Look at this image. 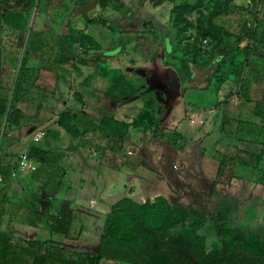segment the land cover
Returning <instances> with one entry per match:
<instances>
[{
    "label": "crops",
    "instance_id": "crops-1",
    "mask_svg": "<svg viewBox=\"0 0 264 264\" xmlns=\"http://www.w3.org/2000/svg\"><path fill=\"white\" fill-rule=\"evenodd\" d=\"M21 1L20 5L10 0L0 5V94L13 89L20 69V94L35 84L37 88L22 96L20 114L14 116L20 125L11 124L6 129L0 154L12 162L33 145L49 153L46 161L32 159L33 168L28 172L15 167L13 177L0 183V199H7L15 211L24 214L27 225H43L54 236L63 235L51 233L42 221H36L34 213H45L51 202H71L74 221L70 233L78 227L79 235H84L94 226L88 218L102 213L108 216L112 205L123 197L144 203L163 196L157 190L147 192V179L154 174L149 162L151 151L159 146L153 142V135L149 136L150 131L142 138L148 129L131 126L129 139L115 144L99 124L105 115L132 124L150 99L154 101L150 112L155 121L160 116L170 119L182 95L179 77L176 75V92L167 84L166 74L173 67L164 64L166 51L157 36H143L151 37L147 40L150 47L140 45L142 36H131L134 42L128 45L123 42L127 36L122 34L135 30L127 27L125 8L118 0ZM123 1L133 7L137 3ZM71 30L75 36H70ZM79 39L86 45L81 47ZM65 53L72 61L62 65L56 58ZM120 78L143 92L126 100L120 91L123 84L112 86ZM63 112L78 116L75 130L79 135L58 124ZM39 132L45 135L36 142L34 136ZM218 171L219 166L216 176ZM89 203L97 205L95 210L88 208L93 207Z\"/></svg>",
    "mask_w": 264,
    "mask_h": 264
},
{
    "label": "rangeland",
    "instance_id": "rangeland-1",
    "mask_svg": "<svg viewBox=\"0 0 264 264\" xmlns=\"http://www.w3.org/2000/svg\"><path fill=\"white\" fill-rule=\"evenodd\" d=\"M187 1L196 0H173V3L166 2L163 6L152 5L150 1L146 3L145 0H136L135 7H124L127 27L135 31L122 34L127 36L123 42L128 45L134 42L131 36H142L140 45L150 47L147 45L151 43L147 40H152L151 37L143 36L160 37L159 32L155 33L156 26L162 31L171 28L174 20L170 19V8L175 3L182 4ZM214 3L215 0H205L206 6L202 8L205 14L211 11ZM256 13L257 8L251 0H234L230 10L214 18L215 24L235 36L227 39L234 46L233 54L217 75L214 68H194L197 74L196 84L201 87L188 88L184 91V85L179 80L182 93L180 102L170 113V119H163L160 116L154 124L155 127L176 126L189 141L182 150L164 143L151 151L152 162H149L154 174L149 175L147 179V192L160 191L170 203L187 206L198 212L204 220L200 232L209 238L215 236L217 214L220 210L228 211L229 227L264 235V157L258 162L255 157L246 153L264 150L263 125L258 123L253 133L248 135L246 133L245 142L226 136L222 129L225 117L236 120L244 114L245 95L264 99V58L259 55L264 52V45L250 36ZM189 18L195 20L197 15H190ZM260 19L259 34L264 33V8ZM169 20L173 24L168 25ZM171 33L174 40L176 30L172 29ZM194 36H196L194 28H188L183 32L176 40V51L168 61L180 65L183 49L186 45L193 44ZM161 37L167 39V36ZM249 42L254 47L251 67L244 72L246 81L244 90L241 91V95H236L238 72L241 71L245 47ZM211 49L212 45H205L199 60L207 59ZM158 52H161L159 54L162 58L163 49L160 48ZM166 75L170 81L167 84L178 92L179 87L175 84L177 72L173 68ZM204 106L207 108H202ZM195 113L201 114L196 117V123H192L191 117ZM187 114L191 116L190 119L186 117ZM155 127L143 131L142 138H146L145 134L149 131V136L152 137ZM231 128L235 129L234 125ZM221 161L223 170L216 176ZM214 180L217 182L215 190ZM89 206H93L88 207L89 209L95 210L97 205L89 203ZM6 213L0 227L8 232L10 247L7 249L6 259L1 264H31L32 255L28 254L29 240L47 241L52 244L53 252H61L62 259L53 261L52 264H82L80 260L84 258V254L98 248L101 226L107 217L103 213L102 216L93 214L94 218H88L94 221L91 232L79 235L76 227L69 237H63L48 233L43 225H27L26 216L13 208L8 209ZM102 264L119 263L104 261Z\"/></svg>",
    "mask_w": 264,
    "mask_h": 264
},
{
    "label": "trees",
    "instance_id": "trees-1",
    "mask_svg": "<svg viewBox=\"0 0 264 264\" xmlns=\"http://www.w3.org/2000/svg\"><path fill=\"white\" fill-rule=\"evenodd\" d=\"M10 1H15V5L22 3L21 0ZM150 1H154L156 6H163L166 2L173 3V0ZM233 1L215 0L208 14L202 10L206 6L205 0L173 4L169 14L171 21L174 20V24L170 20L168 21V25L173 24V26L165 31L156 26L155 33L159 32L161 36H167L166 38L169 40V45H167L165 38L156 35L159 45L168 53L167 56L163 57L164 64L175 69L180 82L184 85V91L188 88L201 87L196 84L197 74L194 68H214L215 75H217L222 71L227 59L233 54L234 46L227 39H232L235 36L214 22V18L231 9ZM251 1L257 8V16L250 36L264 45V33L259 34L258 32L264 0ZM34 2L35 0H30L29 3ZM118 2L121 7L129 6L126 5L125 1L118 0ZM5 3L7 4L8 0L0 1V5ZM5 11L8 12L9 9H5ZM194 14L197 15V18L191 20L189 16ZM188 28H194L196 31L193 44H188L183 49L180 65L169 62L168 58L172 57L176 51V40ZM172 29L176 30L174 40L171 33ZM71 33L73 34L70 36H75L72 30ZM79 43L81 47L86 45L84 39H79ZM207 44L208 46L212 45L209 57L200 61L203 49ZM252 45L249 42L245 47V58L242 62L241 71L238 72L236 95H241V91L245 87L244 72L251 67V54L254 49ZM259 55L264 58V52ZM56 60L63 65L69 64L72 58L65 53L61 57H57ZM21 71L22 69L17 75L13 89L0 94V146L6 135V129L11 124L20 125V121H17V118L14 119V116L20 114L18 104L23 100L22 96L32 93L37 88L35 84L24 94H20ZM120 83L123 84V87L120 88L121 93L128 97L126 100L143 92L142 88L129 85L123 78L115 81L112 86H118ZM245 100L243 115H240L236 120L225 117L222 121V129L225 135L239 142L247 141L245 134L253 133L258 123H261L262 128H264V99L245 95ZM153 106L154 101L148 100L145 108L132 124L118 122L110 115H105L100 121L99 127L111 139L116 140L115 144L123 143L130 137L129 129L131 126L143 125L146 127L145 129L155 127L156 121L150 112ZM189 116L187 114L186 117L189 118ZM57 122L72 135H79L75 130V126L78 124L76 114L63 112L58 116ZM73 122L75 124H72ZM232 125L235 129L231 128ZM152 138L157 145L165 142L181 150L189 141L178 128L166 126H156ZM48 153L47 150L37 145H33L27 152L31 159L39 158L44 161L47 160ZM246 153L255 157L258 162L264 157V150ZM18 157L11 162L6 161L5 157L0 154V177L3 179V184L13 177L14 168L18 166ZM222 162L218 175L223 170ZM216 185L217 182L214 184V190ZM10 208H12L10 202L2 198L0 200V222ZM34 214L36 221H42L51 233L69 236L74 221V205L71 202L63 201L60 205L51 202L45 213L36 211ZM228 216L227 210L218 212L215 236L209 238L200 232L204 226V220L198 212L187 206L172 204L163 196L156 197L154 201L147 200L144 203L130 197H123L111 207L102 229L99 247L95 251L86 252L80 261L82 264H102L104 261L119 264H193L185 254L188 252L199 264H264V235L241 228L229 227L227 224ZM9 245V234L0 227V264L6 259ZM28 245V254L32 255L31 264H52L51 262L62 259L61 252H53L51 250L52 244L47 241L29 240Z\"/></svg>",
    "mask_w": 264,
    "mask_h": 264
},
{
    "label": "built area",
    "instance_id": "built-area-1",
    "mask_svg": "<svg viewBox=\"0 0 264 264\" xmlns=\"http://www.w3.org/2000/svg\"><path fill=\"white\" fill-rule=\"evenodd\" d=\"M192 123H196V119H192ZM45 135V132H39L34 136L36 142L40 141ZM33 168V160L29 157L27 153H22L18 157V166L17 170L21 172H28ZM3 182V179L0 177V183Z\"/></svg>",
    "mask_w": 264,
    "mask_h": 264
},
{
    "label": "water",
    "instance_id": "water-1",
    "mask_svg": "<svg viewBox=\"0 0 264 264\" xmlns=\"http://www.w3.org/2000/svg\"><path fill=\"white\" fill-rule=\"evenodd\" d=\"M99 247V246H98ZM185 254L190 258V260L193 262V264H199L196 259L191 255L189 254L188 252H185Z\"/></svg>",
    "mask_w": 264,
    "mask_h": 264
}]
</instances>
